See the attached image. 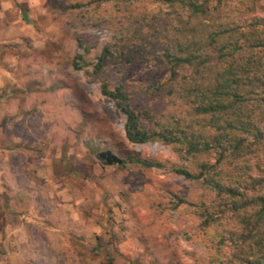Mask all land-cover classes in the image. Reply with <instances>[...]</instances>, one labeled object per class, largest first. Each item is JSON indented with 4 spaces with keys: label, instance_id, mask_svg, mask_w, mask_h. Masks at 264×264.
I'll return each mask as SVG.
<instances>
[{
    "label": "rangeland",
    "instance_id": "obj_1",
    "mask_svg": "<svg viewBox=\"0 0 264 264\" xmlns=\"http://www.w3.org/2000/svg\"><path fill=\"white\" fill-rule=\"evenodd\" d=\"M33 4L30 34L8 47L9 70L17 77L0 89L2 264H240L234 254L252 242L240 246L228 238L232 218L218 213L216 221L202 222V214L220 208L221 197L171 165L198 173L209 163L216 164L211 175L222 168L264 178L256 167L264 169V136L249 137L251 152L227 153L219 164L215 149L189 153L157 138L131 143L125 116L100 92L103 81L120 87L133 107L147 112V129L193 132L200 140L206 130L184 88L191 69L171 72L163 54L175 41L182 10L165 0ZM252 16L264 17V0L220 3V17L229 22ZM105 47L112 55L94 73ZM77 54L85 61L81 69L72 64ZM16 56L24 61H12ZM104 149L168 164L104 165L96 156ZM247 191L264 195V186Z\"/></svg>",
    "mask_w": 264,
    "mask_h": 264
},
{
    "label": "trees",
    "instance_id": "obj_2",
    "mask_svg": "<svg viewBox=\"0 0 264 264\" xmlns=\"http://www.w3.org/2000/svg\"><path fill=\"white\" fill-rule=\"evenodd\" d=\"M222 0H165L171 7L182 10L176 19L175 41L163 51L167 64L191 69L184 88L191 93L193 114L202 119L200 140L192 133L173 135L167 128L149 130L142 125L146 118L144 109L133 107L129 96L120 87H111L107 82L100 84L103 96L114 101L116 108L125 116L124 128L131 143L142 144L154 139L178 143L189 153L207 152L215 149L219 164L230 154L233 158L249 150L248 138L262 140L264 136V17L252 16L227 21L220 17ZM112 55L109 48L103 51L94 64V73H99ZM73 66L81 69L85 64L82 54ZM80 61L82 63H80ZM212 131V132H211ZM104 165L124 167L139 164L145 168H162L168 163L138 154L120 157L111 150L96 152ZM216 164L201 163L198 173L186 167L171 165V170L201 183L217 196L219 209L205 212L203 223L208 225L218 219L219 214L229 215L233 224L226 229L228 238L242 246L246 240L252 242L251 249H237L234 257L240 264H264V195L249 192L264 186L262 176L242 177L230 175L222 168L210 171ZM258 170L264 169L256 163ZM221 205L224 207L221 208ZM239 246V247H240ZM256 246L257 249H253ZM113 261L108 257V262Z\"/></svg>",
    "mask_w": 264,
    "mask_h": 264
},
{
    "label": "crops",
    "instance_id": "obj_3",
    "mask_svg": "<svg viewBox=\"0 0 264 264\" xmlns=\"http://www.w3.org/2000/svg\"><path fill=\"white\" fill-rule=\"evenodd\" d=\"M33 2L34 0H0V89L7 85L9 77H17V73H10L12 70H9L8 47L13 44L11 42L15 37L19 39V36L30 34ZM16 57L12 61L18 62L22 59ZM4 252L9 253V250L1 249V253Z\"/></svg>",
    "mask_w": 264,
    "mask_h": 264
}]
</instances>
